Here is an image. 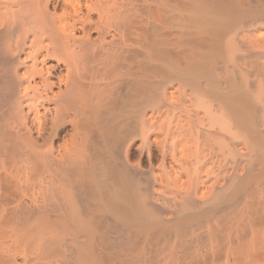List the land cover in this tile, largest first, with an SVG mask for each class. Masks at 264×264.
<instances>
[{
	"label": "bare ground",
	"instance_id": "bare-ground-1",
	"mask_svg": "<svg viewBox=\"0 0 264 264\" xmlns=\"http://www.w3.org/2000/svg\"><path fill=\"white\" fill-rule=\"evenodd\" d=\"M0 264H264V0H0Z\"/></svg>",
	"mask_w": 264,
	"mask_h": 264
}]
</instances>
